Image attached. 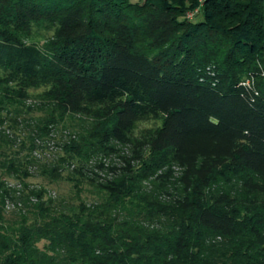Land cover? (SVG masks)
Returning <instances> with one entry per match:
<instances>
[{"label":"trees","instance_id":"trees-1","mask_svg":"<svg viewBox=\"0 0 264 264\" xmlns=\"http://www.w3.org/2000/svg\"><path fill=\"white\" fill-rule=\"evenodd\" d=\"M113 144L91 205L27 182ZM0 264H264V0H0Z\"/></svg>","mask_w":264,"mask_h":264},{"label":"rangeland","instance_id":"rangeland-1","mask_svg":"<svg viewBox=\"0 0 264 264\" xmlns=\"http://www.w3.org/2000/svg\"><path fill=\"white\" fill-rule=\"evenodd\" d=\"M132 2H136L137 0H131ZM197 15V10H194L192 12H188L186 15V18L193 19V17ZM46 36L42 31L39 32V34L35 33V38L39 43H42V37ZM38 91H31L30 95L32 97L26 102V105H33L37 102L36 99H34V95H36ZM32 117H36V115L32 114ZM78 124L74 121H68L65 123V125H58L52 133L41 140H36L35 144L37 145V149H35L30 156L35 158V162L37 165L40 164H51L57 162L61 157H64L63 155V146L67 145L70 140H76V133L78 132ZM155 126V123L149 122L144 123L138 126L137 130L134 133V136H138V133L141 130H146L153 128ZM26 129H22L21 126L17 127V130L15 131V136L18 140H23L26 134ZM12 134V133H11ZM18 144V143H17ZM27 146V143H25V147ZM114 148L117 149V153L111 156H103L101 153H97L94 155H91L87 161V163H79L78 161H73L72 163L68 165H63L61 175V180L53 183H47L44 181L41 177L38 176V170L36 165L30 168V174L31 177L27 180L30 187H39L42 186L45 188L46 191V197L50 198L53 201H59V200H67L71 203L76 204L78 200H81L85 202L88 205H91L92 203L97 201L96 196L94 195V189L89 186L87 183H84L80 186V194L79 198L75 197V190L72 188L71 183H68L64 178L69 175L73 168H79L82 167V172L84 175H100L101 177L103 175H110L106 171V167L115 166L120 167L121 166V160L118 158V155H123L129 157L131 155V150L128 146H119L116 144H113ZM28 154L27 150L24 149L20 153V157L26 156ZM28 156V155H27ZM103 164L104 167L103 170H100L96 168V165ZM81 165V166H80ZM178 169L174 168L175 175H178ZM8 183L11 185L16 184L13 180H9ZM41 246V245H39Z\"/></svg>","mask_w":264,"mask_h":264}]
</instances>
